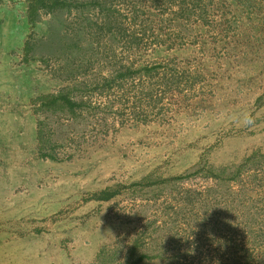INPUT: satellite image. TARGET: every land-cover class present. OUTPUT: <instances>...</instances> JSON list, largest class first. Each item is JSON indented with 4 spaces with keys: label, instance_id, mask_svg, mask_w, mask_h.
Instances as JSON below:
<instances>
[{
    "label": "rangeland",
    "instance_id": "obj_1",
    "mask_svg": "<svg viewBox=\"0 0 264 264\" xmlns=\"http://www.w3.org/2000/svg\"><path fill=\"white\" fill-rule=\"evenodd\" d=\"M31 1L0 0V264H264V37L231 48L264 0H112L115 36L83 0ZM241 188L254 218L219 201Z\"/></svg>",
    "mask_w": 264,
    "mask_h": 264
},
{
    "label": "trees",
    "instance_id": "obj_2",
    "mask_svg": "<svg viewBox=\"0 0 264 264\" xmlns=\"http://www.w3.org/2000/svg\"><path fill=\"white\" fill-rule=\"evenodd\" d=\"M33 1H36L39 5H42V6H48L50 9H54V8H63L65 6V3H66V0H32L31 2ZM80 1V0H78ZM77 1V2H78ZM85 1V6H88V7H91L92 9H95L97 11L98 14H101L102 15V24H100L102 27H107V30L110 31V35H113L115 36L116 33L118 34L119 32H117V30L119 31L118 28L120 27H116L114 28V24L112 25V22L111 20L112 19H116V15L117 14H120V10L116 7V6H113V1L112 0H83ZM154 2L155 1H158V0H153ZM161 2H165L167 0H159ZM207 2V0H205ZM205 1L201 4H196L194 3L193 1H188L187 3L186 2H178L177 3V7L175 10H173L174 13H180V17H188L189 16V13H191L192 11L195 10V7H197V11L201 13L204 11V5L205 4ZM241 1H245V3L250 6L252 4H255L256 5V1L257 0H239L237 2V4L241 3ZM78 3H81L78 2ZM198 3V2H197ZM82 4V3H81ZM155 5V4H154ZM156 6V5H155ZM144 7V6H143ZM147 6H145L146 8ZM240 7L242 9H244L245 7L243 6V4H240ZM249 8V7H247ZM134 10V8H133ZM132 10V11H133ZM202 10V12H201ZM255 9H249L248 12H247V20L248 22L251 20V18L253 17L256 21V23H253L251 24V27L252 30H244L245 32L242 34V37L240 39H234V42L236 43H232V46L231 48H235L238 44V42L240 41H244V42H249L251 41L253 38L257 39V40H260L262 39L261 37H264V12L262 11V9H257V12L258 11H262V14L260 17H258L257 13L254 11ZM259 14V15H260ZM248 28H250V23H249V26ZM115 30V31H114ZM259 32V34H258ZM262 35V36H260ZM237 40V42H236ZM161 66L160 65V62L157 63V64H150V65H147V64H140L138 65L136 68H131L130 66H127L125 70H118V72L115 73V75H111L109 77H106V78H103L101 84L98 86L100 90H104V89H110L111 86H113L116 82V80L118 79V77H123L124 75L126 74H130V75H133V74H151L152 71H154L157 67ZM97 87V86H96ZM58 100H61L65 103V105L69 108V109H73V107L75 105H77L78 103L72 101L70 98H68L66 95H64L63 93L61 94H57L56 96H50V98H48V100L46 102H49L51 101L52 104H55L56 101ZM43 103H46L42 100ZM37 133L38 135H40V131L37 129ZM256 156H259V157H264V152H259V151H256V152H253L249 157H248V161L249 160H252V163L255 162V158ZM203 171H206V174L208 176H213L215 179L217 178L218 179V182H223L222 183V188H227V186L225 185V182H227L228 180H231V179H236L240 174V169L237 168L235 169L232 174H229L228 176H223V174H220V173H216V171L210 167L208 168H203ZM179 177H182V176H179ZM220 182V183H221ZM216 183H217V180H216ZM242 190H239V191H235V190H224L223 191V195L220 191V198H219V201L223 203V205H225L224 207H226L228 205V202L230 203L231 205V208H230V211H233V210H240V211H243V214H245L246 216H250L249 212L252 210V207H254L253 205H251L253 202H248L246 199L247 197L244 196V193H242L244 191L245 188H241ZM210 191V189H208ZM117 193V190L113 191V190H110V189H103L101 191H99L98 193H95L94 194V197L99 199V200H108L110 198H112L115 194ZM242 194V195H241ZM229 195H231L230 197V200L228 201L229 199ZM224 196V197H223ZM264 204V202H263ZM250 205V206H249ZM238 215V214H237ZM250 218H254L253 217V214L250 216ZM137 241V240H135ZM137 244V242H136ZM136 245L134 244L133 245V248L130 249L129 253L126 255L125 257V264H137L139 261H141L146 255V253L144 251H138L136 250ZM135 255V257H134ZM134 257V258H132ZM238 259H236V264H239L238 262ZM245 261H247V259H245Z\"/></svg>",
    "mask_w": 264,
    "mask_h": 264
},
{
    "label": "clouds",
    "instance_id": "obj_3",
    "mask_svg": "<svg viewBox=\"0 0 264 264\" xmlns=\"http://www.w3.org/2000/svg\"><path fill=\"white\" fill-rule=\"evenodd\" d=\"M253 122V117L248 115V114H244L242 117V123L244 125H250ZM209 237L212 240L213 245L216 244H220L223 245L224 241L220 238H216L211 232L209 233Z\"/></svg>",
    "mask_w": 264,
    "mask_h": 264
}]
</instances>
